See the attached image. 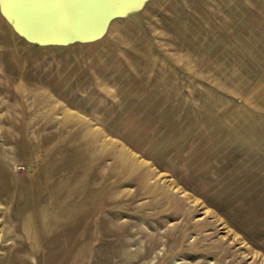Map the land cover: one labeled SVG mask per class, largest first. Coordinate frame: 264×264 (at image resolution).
Masks as SVG:
<instances>
[{
  "label": "rangeland",
  "instance_id": "rangeland-1",
  "mask_svg": "<svg viewBox=\"0 0 264 264\" xmlns=\"http://www.w3.org/2000/svg\"><path fill=\"white\" fill-rule=\"evenodd\" d=\"M0 264H264V0H0Z\"/></svg>",
  "mask_w": 264,
  "mask_h": 264
},
{
  "label": "bare ground",
  "instance_id": "bare-ground-1",
  "mask_svg": "<svg viewBox=\"0 0 264 264\" xmlns=\"http://www.w3.org/2000/svg\"><path fill=\"white\" fill-rule=\"evenodd\" d=\"M15 13H16V10H15Z\"/></svg>",
  "mask_w": 264,
  "mask_h": 264
}]
</instances>
